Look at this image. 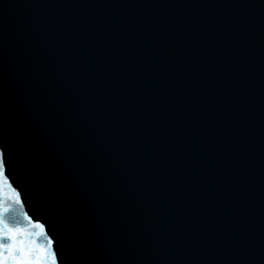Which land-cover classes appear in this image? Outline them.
I'll return each instance as SVG.
<instances>
[{"label": "water", "instance_id": "water-1", "mask_svg": "<svg viewBox=\"0 0 264 264\" xmlns=\"http://www.w3.org/2000/svg\"><path fill=\"white\" fill-rule=\"evenodd\" d=\"M0 147L63 264H264V0H0Z\"/></svg>", "mask_w": 264, "mask_h": 264}, {"label": "snow or ice", "instance_id": "snow-or-ice-1", "mask_svg": "<svg viewBox=\"0 0 264 264\" xmlns=\"http://www.w3.org/2000/svg\"><path fill=\"white\" fill-rule=\"evenodd\" d=\"M11 164L10 152L0 147V264H63V253L58 260L57 242L48 237L44 224L33 221L25 211L21 192L9 183ZM37 237L46 243L40 244Z\"/></svg>", "mask_w": 264, "mask_h": 264}]
</instances>
